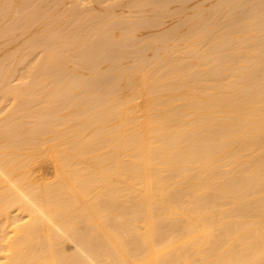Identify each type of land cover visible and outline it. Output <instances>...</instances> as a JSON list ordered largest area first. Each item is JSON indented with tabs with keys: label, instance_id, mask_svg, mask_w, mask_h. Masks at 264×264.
I'll return each mask as SVG.
<instances>
[{
	"label": "bare ground",
	"instance_id": "1",
	"mask_svg": "<svg viewBox=\"0 0 264 264\" xmlns=\"http://www.w3.org/2000/svg\"><path fill=\"white\" fill-rule=\"evenodd\" d=\"M0 264H264V0H0Z\"/></svg>",
	"mask_w": 264,
	"mask_h": 264
},
{
	"label": "rangeland",
	"instance_id": "2",
	"mask_svg": "<svg viewBox=\"0 0 264 264\" xmlns=\"http://www.w3.org/2000/svg\"><path fill=\"white\" fill-rule=\"evenodd\" d=\"M169 23H170V22H168L167 25H170ZM50 169H51V167H50ZM69 247H70V251L75 250V245H74V244H69Z\"/></svg>",
	"mask_w": 264,
	"mask_h": 264
}]
</instances>
